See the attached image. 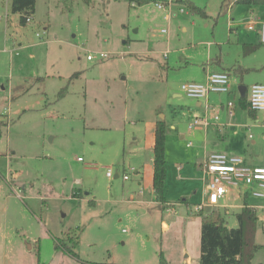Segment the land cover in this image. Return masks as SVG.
<instances>
[{
  "label": "rangeland",
  "instance_id": "rangeland-1",
  "mask_svg": "<svg viewBox=\"0 0 264 264\" xmlns=\"http://www.w3.org/2000/svg\"><path fill=\"white\" fill-rule=\"evenodd\" d=\"M193 1L209 17L192 14L179 0H35L33 17L20 24L10 0H0V229L14 244L10 258L22 250L19 257L30 264H83L54 248L56 238L75 229L76 252L86 261L158 264L162 251L169 264H199V213L218 210L235 228L247 200L259 206L254 242L262 246L252 263L264 264V187L226 184L219 206L197 207L208 195L203 162L228 150H217L203 127L189 128L204 107L180 89L206 80L210 49L229 61H264V45L246 56L241 48L256 41L246 25L256 14L264 19V6ZM155 2L169 6L168 20ZM96 52L107 55L86 58ZM237 81L230 78V92ZM226 100L233 101L239 125L227 142L219 141L233 142L238 151L231 153L247 165L257 156L264 160V113L252 120L237 95ZM155 119L167 126L165 205L148 184L139 195L146 202L130 200L138 190L135 169L149 164ZM243 123L248 128L241 131Z\"/></svg>",
  "mask_w": 264,
  "mask_h": 264
},
{
  "label": "trees",
  "instance_id": "trees-1",
  "mask_svg": "<svg viewBox=\"0 0 264 264\" xmlns=\"http://www.w3.org/2000/svg\"><path fill=\"white\" fill-rule=\"evenodd\" d=\"M147 0H137V3H144ZM184 2L192 14H199L209 17L205 7H200L192 0H179ZM244 2L259 4L264 6V0H242ZM10 9L19 14L20 24H25L35 9V0H10ZM262 43L243 46V52L247 53L257 49ZM241 107L254 116L255 110L251 109L246 94L239 97ZM166 123L163 119L155 122L154 145L152 147V166L153 181L152 187L155 199L165 205L166 197L164 195L166 180V159H165V141H166ZM76 196V192H73ZM91 203V201L89 202ZM201 215L200 230V259L199 264H253L252 259L256 249L262 245L255 244L254 234L257 222L256 211L243 205L241 210L236 213L238 226L229 228L218 210H213L207 214ZM78 245V236L76 230H70L65 239L56 238L54 248L62 251L79 260L83 264H105L101 262H90L83 260L76 252ZM39 250V247L37 248ZM158 264H169L163 255L159 253ZM260 264V263H258Z\"/></svg>",
  "mask_w": 264,
  "mask_h": 264
},
{
  "label": "crops",
  "instance_id": "crops-1",
  "mask_svg": "<svg viewBox=\"0 0 264 264\" xmlns=\"http://www.w3.org/2000/svg\"><path fill=\"white\" fill-rule=\"evenodd\" d=\"M193 1V0H192ZM134 2L135 1H132L131 2V5H134ZM194 2V1H193ZM195 3V2H194ZM198 5V4H197ZM209 14V13H208ZM257 15V14H256ZM254 16L253 18L249 19L247 21V25H246V28L248 31H251L252 32V35L255 34V38H256V41L254 42H251V41H245L241 44V48H242V53L244 56L246 55H251V54H255L257 53L260 49H262L263 45L259 46L257 49H254V50H251L250 52H247V53H244L243 52V46L244 45H247V44H253V45H256V44H259L261 43L260 42V39H259V21L260 20H264V19H260L258 16ZM33 16L31 15V18ZM164 17V16H163ZM30 18V19H31ZM164 19V18H163ZM165 20V19H164ZM26 24V23H25ZM248 25H253V28L249 29L248 28ZM230 32H234L235 30L232 29V27L229 29ZM249 38H253L252 36H250ZM218 45H220L219 43H217ZM132 55H140L138 53H133ZM163 57L165 59H167V56H166V52L163 53ZM149 59V57H148ZM207 62L205 63V66H203L202 70L205 72V76H204V79H206L207 75L211 72H226L228 75H229V78H234L237 81V88L234 90V91H231L229 94H225V93H222V94H217V93H211L209 96H208V99L204 101V103L201 101V99H195L196 100V105L197 106H203L204 109H203V113L200 114V115H195V118H204V114L207 118V114H209L210 117L207 118V121H208V124L207 125H201V127L204 128V136L209 138V137H214L216 138L217 140L215 141L214 146L217 150H228V154L229 155H234L235 153H231L230 150L233 151H238V150H234L236 147H233V146H236L233 142H231V144H226V143H223V142H220V140H224V142H227L231 136V132H235V130L233 129L234 127H236V125H239L238 123H236L235 121H233V113H235V110H234V106L232 108V113L230 114L229 113V108H228V105H227V102L229 100H226V98H229L231 95L233 97H235L236 95L238 96V105L240 107V109H243L239 103V97L240 96H243L246 94L247 96V100H248V94H249V89H250V86L254 83H264V61L263 59H260V58H255L254 61H241L239 62L238 60H235V61H229L228 59L225 58V55L224 53H216L215 55H212L211 54V49L208 51V55H207ZM162 67L163 68H167V64L166 62L162 64ZM251 74H254L256 75L252 80H249L247 83L245 82L246 78L248 76H250ZM125 79V78H124ZM182 84V83H181ZM180 84V85H181ZM181 89V88H180ZM176 96H178L179 94H175ZM226 95H228L226 97ZM225 96V97H224ZM209 104L210 105V111H208L207 107H206V104ZM234 105V103H233ZM245 110V109H243ZM247 112V115L250 119L252 120H256L257 119V114L256 112H260V111H256L254 116H251L249 114V112L247 110H245ZM209 112V113H208ZM213 112V114H212ZM216 113V114H215ZM215 115H218V119H215L214 116ZM213 116V117H212ZM158 119H155L154 123H153V137L151 140H148V144L151 146V148L153 147L154 145V128H155V122L157 121ZM245 124V125H243ZM243 124H240V130L241 131H244V129L248 126H246L247 124L246 123H243ZM147 128L148 130L150 129V124L147 123ZM251 136V134H248V136ZM183 136V135H182ZM191 143H187V145L189 146ZM232 145V146H231ZM235 155H238V154H235ZM80 157H78L79 159ZM263 157L262 156H257L256 159H253L249 164L250 165H256V166H264L263 164ZM204 163V162H203ZM110 168V167H108ZM202 168H203V164H202ZM202 173H203V170H202ZM128 175V173H125ZM135 184L138 186V190L136 192V195L137 196V199L136 197L132 196L130 197L133 202H138V203H143V202H146L147 200H144L142 198L139 197V195H142L144 194V185L148 184L152 190V193H154L153 191V187H152V181H153V166H152V152H151V155L149 156V164L147 165H142L141 168H137L135 169ZM13 175V178L12 179H16L18 177V174L17 172H15V174H12ZM107 176V175H106ZM117 176V175H116ZM6 178L7 176L4 177L5 179V182L8 184V182L6 181ZM123 178V176H122ZM129 179V176L126 180ZM15 184V183H14ZM247 185V184H246ZM253 186H257L258 184L257 183H254L252 184ZM9 186L12 187L11 184H9ZM248 186H251V185H248ZM246 194V193H245ZM71 197L72 198H79V199H82V196L81 197H77V196H74L73 192L71 194ZM153 197L155 199V195L153 194ZM156 200V199H155ZM157 201V200H156ZM93 201H91L90 204H93L92 203ZM182 202H185L187 203V200L186 199H182ZM202 203V201L196 203V204H200ZM246 204L247 206L253 208L255 211H257V208L259 207L258 205L256 204H249L247 202V200L244 201V203L242 204L241 208L243 207V205ZM163 209L165 208L164 206L162 207ZM220 212V211H219ZM9 244V245H8ZM10 249H14V244L12 242V240L10 241L9 243V238L7 236H5L3 233H2V230L0 229V264H30V263H27L26 262V259H25V262L24 260H22L20 257H19V252H21V256H23V258L25 257V254L24 252H22V250H14V254L13 255V258H10L9 257V248ZM12 259V260H11ZM19 259V260H18ZM13 261V262H12Z\"/></svg>",
  "mask_w": 264,
  "mask_h": 264
},
{
  "label": "built area",
  "instance_id": "built-area-1",
  "mask_svg": "<svg viewBox=\"0 0 264 264\" xmlns=\"http://www.w3.org/2000/svg\"><path fill=\"white\" fill-rule=\"evenodd\" d=\"M157 9L163 10L164 19H169V6L166 3L155 2ZM182 11V9L180 10ZM30 19V18H29ZM29 21V20H28ZM259 39L262 44H264V20L259 22ZM248 28H253V25H248ZM161 32H165L161 29ZM105 52H96L94 54H86L88 60L93 58L106 57ZM229 75L226 72H211L207 75L204 82H184L180 85L183 93L191 98L204 99L207 100L211 93H229ZM248 101L251 109L255 111H260L264 113V83H254L250 86ZM229 113H232L233 101L229 100L227 102ZM207 109H210V105L206 104ZM218 119V115L214 116ZM208 124L206 116L204 118H197L193 123L189 124V128L194 125L205 126ZM250 136V135H249ZM80 159V158H79ZM203 174L206 176L205 182L208 189V195L205 202L198 204L197 207L210 206L217 207L220 205V201L225 197L228 188L226 184L237 185L239 181L247 185H252L257 183L258 186L264 187V166L247 165L244 158L239 155H228L223 153H213L208 159L203 163ZM106 175L111 177L112 170L107 168ZM128 175L123 174V179H127ZM255 196H262L259 192H254Z\"/></svg>",
  "mask_w": 264,
  "mask_h": 264
}]
</instances>
